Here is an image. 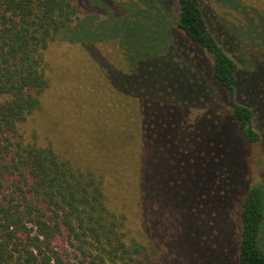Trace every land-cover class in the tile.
Segmentation results:
<instances>
[{
    "label": "trees",
    "instance_id": "obj_1",
    "mask_svg": "<svg viewBox=\"0 0 264 264\" xmlns=\"http://www.w3.org/2000/svg\"><path fill=\"white\" fill-rule=\"evenodd\" d=\"M252 1L0 0V264H264L263 180L243 176L227 208L165 174L177 159L185 178L195 159L174 135L182 111L194 118L192 99L179 103L189 80L223 91L244 155V145L263 143L258 105L235 97L241 79L264 71V12ZM83 2L95 11L80 16ZM240 42L243 61L231 52ZM189 44L208 53V73H196ZM168 58L182 72L168 100L174 123L153 73ZM53 87L58 110L47 118ZM213 144L222 147L198 142L203 164Z\"/></svg>",
    "mask_w": 264,
    "mask_h": 264
},
{
    "label": "rangeland",
    "instance_id": "obj_2",
    "mask_svg": "<svg viewBox=\"0 0 264 264\" xmlns=\"http://www.w3.org/2000/svg\"><path fill=\"white\" fill-rule=\"evenodd\" d=\"M252 2V5L256 6L257 10L264 12V0H253ZM80 7V16L91 14L95 11V8L93 9L92 7H89V4L87 2H83ZM240 8L241 6L237 7L238 12L241 11ZM110 9L112 12L114 11L115 13H117V9L114 6H110ZM211 12L213 14V19L217 20L219 22V25L221 24L224 26V28H226V22L220 19L219 14L214 10H210V13ZM237 19L232 24L233 26L235 25V28H238L240 23V20ZM211 24L213 26L215 25L212 22ZM241 24H243V22H241ZM217 31L215 30L214 32L217 33ZM218 36L219 39H222V36ZM251 39L254 38L251 37ZM254 40H257V36ZM62 46L66 51V44L62 43ZM189 46L196 55H199L196 57V73H203V71L204 73H208L207 61L206 58L202 55L203 53L207 52L201 50L202 48H199L197 45L189 44ZM227 46L231 47L230 45ZM61 51V47L58 48L56 43L53 48V53L51 54L53 57V61H56V59L58 60ZM93 52L97 53L95 49H93ZM231 52L235 57L243 61L245 55L242 53L244 52V46L241 42L238 45H233V48H231ZM71 54L74 56V52L72 50ZM177 62L181 61L177 60ZM194 62L195 59H193L191 62L188 61L186 63L187 69L191 66V70L192 64ZM260 63L261 60L258 59V65ZM159 65L162 67L153 69L154 75H159L158 77L162 78L161 85H159V89L156 91L157 103H159L160 101L163 103L162 106H165L166 112L170 115V118H168V120L170 121V123H174L173 117L177 116L176 111L169 105L168 100L169 96H179L178 92L180 88H177V86H179V84L177 85V80L180 82L179 77L182 75L180 74L182 72L178 70L179 64L172 63L169 58L167 60L165 59ZM258 65H256V68L259 67ZM174 71L179 75L172 76L170 73ZM196 77L197 75L195 76V78ZM263 77L264 71H253L247 76L245 81L244 78L240 80V84L237 86V91L235 94L236 99L240 102L242 101L244 95H247V97H249V100L258 105L257 112L258 115H261L262 127H264V86H259L256 84L257 82H260ZM206 80L207 79L205 78V81ZM252 80L253 82H251ZM205 81L200 83L197 81L189 80L185 83L180 95L186 103L182 100L179 101V103L183 107L184 105L189 103V101L185 99H188L190 97L193 102L190 104L191 106H193L192 113L194 114V118L192 121H190V119L186 120L185 111H182L179 115L182 123L179 127H175L174 130L177 149L179 150L180 148H186L188 151L190 150L191 154L195 157L192 165L185 166L184 173L187 172L190 175L187 174L184 178V175L180 174V161H177V159H171L172 161L167 160V163L165 165V174L168 180L171 179L173 181L174 186H189L190 189H193V192L195 189L203 190V193L199 192V194H193L194 197L206 194L205 199L201 197V202H205L206 204L227 203L226 207L229 208L230 205L232 206L230 197L235 193L236 190V188L234 187H237V185H243V176L244 178L246 177L251 184L256 182L257 180L264 181V141L263 143L258 142L255 144L244 145V155L241 147L239 146L238 137L235 131V125L229 119L227 115V109L224 108L225 100L222 96L223 91L217 90L214 85ZM53 88H55L56 91H46V94L43 98L44 105L42 106V108L44 112L41 114V116H46L47 118L54 117V112H56L57 109L58 103L56 100V96L59 90L56 87ZM160 93L163 94L161 95ZM169 93H171L173 96ZM54 105H56V108H54ZM158 106L161 107L160 105ZM196 108L202 109L201 111H199L196 110ZM184 119L188 121L186 124L184 123ZM36 125L37 124L31 122L29 124H26L24 128L27 132H31L34 130L33 128L36 127ZM78 133L79 132H74V138L78 136ZM199 141H212L213 143L216 142L217 145L218 143H220L222 147L216 148L213 144L210 149L205 150V156L208 158V161L203 164L202 157H199V155H197L196 153V151L200 148V146L198 145ZM173 155L175 154L173 153ZM209 157H220L221 160L214 162L213 160L210 161ZM245 157H247V159ZM245 159L247 162V167ZM204 165L207 166L204 167L205 169L203 170V172H201V169ZM220 189H223V195L216 196L214 194V191H219ZM240 198L241 197H237V199L234 201L236 210L238 209ZM225 212L226 211H224V213ZM230 217V219L235 218L233 212Z\"/></svg>",
    "mask_w": 264,
    "mask_h": 264
}]
</instances>
